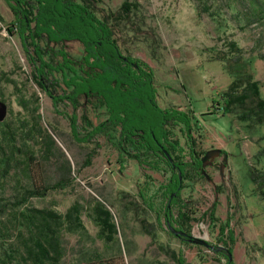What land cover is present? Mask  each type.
Listing matches in <instances>:
<instances>
[{
    "label": "rangeland",
    "instance_id": "1",
    "mask_svg": "<svg viewBox=\"0 0 264 264\" xmlns=\"http://www.w3.org/2000/svg\"><path fill=\"white\" fill-rule=\"evenodd\" d=\"M123 2L103 0L100 8L107 14L117 13ZM137 2L144 23L141 39L129 41L130 36L125 46L121 44V52L154 71L161 108L174 106L194 112L193 135L198 151H221L206 160L208 177L189 183L182 192L184 203H189L196 213L191 233H186L229 249L234 264H264V196L252 180L255 171L264 172V125L249 127L235 115L225 116L213 108L239 72L245 70H250L260 82L264 98V60L260 58L264 55V0ZM130 16L137 18L134 13ZM13 21L7 0H0V128L6 121L15 130L21 149L15 153L5 188L0 189V199L10 200L17 193L19 170L14 164L22 162L23 168L25 160L34 156L28 172L22 175L23 185L36 188L65 179L69 186L45 198L30 199L20 211L51 209L66 214L76 204L83 207L84 229L62 233V264H84L94 253H101L108 264L111 256L125 264H177L170 259L171 253L183 255L186 264H227L224 253H214L186 239L183 242L170 232L169 225L182 230L174 223L177 208L168 225L163 215L159 217L157 212L146 209L139 197L140 187L147 182L146 175H151L157 185L165 183L163 175L139 168L135 161L127 166L104 136L88 145L73 140L69 122L56 112L50 97L35 82L29 60L36 57L32 50L30 54L25 52L11 28ZM229 42H235L243 51L239 64L228 48ZM82 51L78 44L69 43L64 53L81 57ZM60 111L71 114L73 110L61 104ZM89 115L95 125L107 119L104 110L90 109ZM33 117L39 119L42 134L33 133L28 140ZM47 134L55 141V148L48 155ZM93 150L96 153L87 166V156ZM95 201L113 216L118 236L111 249L98 239L99 227L92 219ZM13 217L14 211H9L0 218L11 231L12 244L22 229ZM141 220L149 224L151 236L144 232ZM227 222L229 228L220 236V228ZM23 231L27 234L26 228ZM228 231L234 232V244Z\"/></svg>",
    "mask_w": 264,
    "mask_h": 264
},
{
    "label": "trees",
    "instance_id": "2",
    "mask_svg": "<svg viewBox=\"0 0 264 264\" xmlns=\"http://www.w3.org/2000/svg\"><path fill=\"white\" fill-rule=\"evenodd\" d=\"M7 2L14 15L11 28L18 34L25 52L30 54L32 50L36 57L29 60L35 82L50 97L56 112L69 122L73 140L88 145L104 136L127 166L135 161L139 168L163 175L165 183L160 185L151 175H146L148 180L140 187L139 197L147 210L157 212L159 217L163 215L167 225L175 218L173 211L177 208L176 228L191 233L196 213L189 203H184L182 192L189 183L206 179L202 174V159L206 152L197 150L193 135L194 112L180 111L174 106L161 108L157 103L154 71L131 58H127L130 62L127 64L126 57L120 53V46H125L127 38L132 36L129 41L133 42L141 39L144 23L137 0H124L120 10L111 14L100 8L103 0ZM132 13L136 14V20L130 16ZM69 43L82 47L81 57L77 56L76 48L75 56L64 53ZM228 48L239 64L242 49L235 42H229ZM260 58L264 60V55ZM61 104L71 107L72 113L60 111ZM213 108L225 116L235 115L249 127L264 125L261 84L250 70L239 72ZM90 109L104 110L107 119L95 125L89 115ZM32 119L30 131L27 133V129H23L28 140L35 134H42L39 119ZM17 141L15 130L4 121L0 128V189L5 188L15 153L21 152ZM45 144L48 155L55 148V141L47 134ZM95 153L93 150L88 154L87 166ZM34 159L29 156L23 168L20 167L22 162L14 164L19 170L17 193L10 200L0 199V218L14 211L13 218L22 227L17 242L12 244L9 227L0 222V264H62V233L84 229L81 205H74L66 214L51 209L20 211L19 208L26 206L30 199H42L69 186L65 179L36 188L23 185L22 175H26ZM63 168L66 170L67 167ZM252 180L264 196V172L255 171ZM92 209V219L99 227L98 239L111 249L110 245L118 236L113 216L99 201H95ZM145 221L141 220L143 230L151 236L152 230ZM228 226V222L221 226L220 236L225 234ZM25 228L27 234L23 233ZM227 233L234 244V232ZM102 256L101 253L91 254L84 264H108ZM169 257L177 264H186L183 255L171 253ZM114 260L111 256L109 264H125L122 260ZM227 264L234 263L228 261Z\"/></svg>",
    "mask_w": 264,
    "mask_h": 264
},
{
    "label": "water",
    "instance_id": "3",
    "mask_svg": "<svg viewBox=\"0 0 264 264\" xmlns=\"http://www.w3.org/2000/svg\"><path fill=\"white\" fill-rule=\"evenodd\" d=\"M221 151L220 150H212L209 151L208 153L206 152L205 157H203L202 162H203V166H202V174L205 177H208L205 171V167H206V160L209 159L210 157L212 158V156L218 155L220 154ZM166 156L170 159L171 162H173V160L171 159L170 155L166 152ZM181 174V173H179ZM169 230L170 232L176 236V237H183L187 240V242L192 243L194 245H198V246H202L205 247L206 249L214 252V253H224L229 261V263L233 262V254L232 252L225 248V247H221V246H214L211 245L210 243H208V241L206 239H201L198 237H194V236H190L184 232L181 231H177L175 228H173L172 226L169 225Z\"/></svg>",
    "mask_w": 264,
    "mask_h": 264
},
{
    "label": "flooded vegetation",
    "instance_id": "4",
    "mask_svg": "<svg viewBox=\"0 0 264 264\" xmlns=\"http://www.w3.org/2000/svg\"><path fill=\"white\" fill-rule=\"evenodd\" d=\"M121 53V55L123 56V57H126V58H124L125 59V61H126V63L128 64V63H130L129 61H128V59L127 58H129V57H127V56H124V54H123V52H120ZM156 95H157V93H156ZM177 231H181V232H184V231H182V230H177ZM184 233H186V232H184ZM187 234V233H186ZM177 239H179V240H181V241H183L184 242V239L185 238H183V237H177Z\"/></svg>",
    "mask_w": 264,
    "mask_h": 264
}]
</instances>
